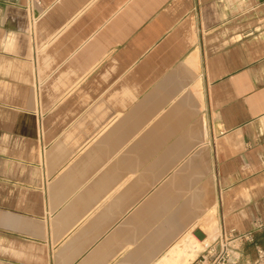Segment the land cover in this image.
Returning a JSON list of instances; mask_svg holds the SVG:
<instances>
[{"label": "crops", "instance_id": "1", "mask_svg": "<svg viewBox=\"0 0 264 264\" xmlns=\"http://www.w3.org/2000/svg\"><path fill=\"white\" fill-rule=\"evenodd\" d=\"M204 214L264 222V0H0V264H165Z\"/></svg>", "mask_w": 264, "mask_h": 264}, {"label": "built area", "instance_id": "2", "mask_svg": "<svg viewBox=\"0 0 264 264\" xmlns=\"http://www.w3.org/2000/svg\"><path fill=\"white\" fill-rule=\"evenodd\" d=\"M257 229L264 230V222L258 221L245 232L236 229H220L214 241L200 255V264H264V248L254 240ZM251 244L254 259H243V247Z\"/></svg>", "mask_w": 264, "mask_h": 264}, {"label": "bare ground", "instance_id": "3", "mask_svg": "<svg viewBox=\"0 0 264 264\" xmlns=\"http://www.w3.org/2000/svg\"><path fill=\"white\" fill-rule=\"evenodd\" d=\"M204 217L202 220L199 219L200 220L199 226L202 228L203 231L207 232L209 235L205 237L203 240H200V239H196L189 232L186 233L184 236H182L183 239L181 240V243L177 244L172 250L169 251L165 264H190L195 257L193 252L200 249L204 250L205 247L209 246L212 243V241L216 237V234L214 233L218 229L216 228L218 226L217 220L215 217H213L212 214H209L205 218ZM193 237L196 240L191 239Z\"/></svg>", "mask_w": 264, "mask_h": 264}, {"label": "rangeland", "instance_id": "4", "mask_svg": "<svg viewBox=\"0 0 264 264\" xmlns=\"http://www.w3.org/2000/svg\"><path fill=\"white\" fill-rule=\"evenodd\" d=\"M217 220V219H216ZM259 221V220H258ZM258 221H256V222H258ZM256 224V223H255ZM217 227L216 228H218L217 229V231H215V233L214 234H216V236L218 235V232H219V230H220V228H219V223H218V221H217ZM261 231H263V230H261V229H257L256 230V232L255 233H259V232H261ZM205 232V231H204ZM206 233V236H199V239L200 240H203L205 237H207L209 234L207 233V232H205ZM212 237H213V235H212ZM191 239H195L194 237L193 238H191ZM196 240V239H195ZM214 241V240H213ZM212 241V242H213ZM257 244H258V242H257ZM263 246V245H262ZM263 248H264V246H263ZM198 252V256H197V258L196 259H193V261H192V263L191 264H200V262H199V258H200V255H201V253L203 252V250H197V251H195V252H193L194 253V255L196 256V253ZM195 258V257H194ZM243 259L244 260H252V259H254V248H253V246L251 245V244H247V245H245L244 247H243Z\"/></svg>", "mask_w": 264, "mask_h": 264}, {"label": "trees", "instance_id": "5", "mask_svg": "<svg viewBox=\"0 0 264 264\" xmlns=\"http://www.w3.org/2000/svg\"><path fill=\"white\" fill-rule=\"evenodd\" d=\"M254 240L256 243L258 242L259 245L264 246V230L259 232V233H255L254 234Z\"/></svg>", "mask_w": 264, "mask_h": 264}]
</instances>
